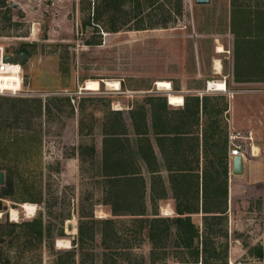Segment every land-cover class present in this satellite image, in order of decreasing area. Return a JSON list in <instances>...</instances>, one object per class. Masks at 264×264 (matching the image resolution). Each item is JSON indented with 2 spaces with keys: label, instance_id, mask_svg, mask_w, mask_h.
Segmentation results:
<instances>
[{
  "label": "rangeland",
  "instance_id": "rangeland-1",
  "mask_svg": "<svg viewBox=\"0 0 264 264\" xmlns=\"http://www.w3.org/2000/svg\"><path fill=\"white\" fill-rule=\"evenodd\" d=\"M0 1V47L6 56H18L21 47L28 53L19 64L20 91L15 95L6 90L0 94V172L5 181L9 167L14 185L12 198L5 201L7 215L1 213L0 218L16 222L41 214L44 225L51 229L42 246L32 252L20 255L12 246L8 254L13 264L163 263L151 250L143 228L145 222L130 215L111 214L106 204L107 180L99 174L105 113L135 108L143 104L146 95L173 93L189 97L194 91L206 90L208 81H226V90L234 92L227 120L241 133H253L259 148L257 161L264 163V89L235 86L229 76L232 0H210L203 5L191 0V6L182 0L181 15L173 6L176 0H169L170 4L168 0H158L156 12L160 16L145 19L144 30L134 29L136 22L129 13L130 5H126L117 22L128 20L127 24L115 33L100 28L101 23L99 28L93 23L88 25L93 20L92 4L96 0ZM234 3L241 7L235 9L238 17L246 8L253 16L251 21L264 18V0H233ZM157 20L161 24L150 27ZM217 46L223 47V52L217 53ZM216 60L219 73L214 69ZM87 80H99L100 89L84 90ZM108 80H117L121 89L108 90L102 83ZM158 80L168 81L171 91L159 90L155 86ZM64 97L70 99L71 108ZM217 98L220 107L223 98ZM21 99L36 102L25 105L18 102ZM39 102L41 115L35 110ZM122 113L130 125L128 112ZM222 119L220 115L217 127L224 126ZM206 125L207 120L201 117L198 128ZM79 145L94 146L97 154L91 157L88 149L80 158ZM250 175L231 176L235 187L231 198L227 197L228 235L216 241L228 247L231 239L238 240L246 250L258 244L264 250L263 183L255 185L249 181ZM39 192L42 204L28 202ZM24 203L36 207L31 218L25 216ZM12 209L17 211L14 221ZM163 213L158 216L169 217ZM146 216L153 217L150 213ZM107 219L112 221L111 234L107 228L102 243V221ZM192 220L196 225L201 223L199 215ZM80 223L84 228L82 240ZM174 237L171 234L168 238L164 260L183 264L178 255L172 258V252H177ZM58 239L68 240L70 247H56ZM70 252H74L73 258ZM253 259L243 256L239 262L248 264Z\"/></svg>",
  "mask_w": 264,
  "mask_h": 264
},
{
  "label": "trees",
  "instance_id": "trees-1",
  "mask_svg": "<svg viewBox=\"0 0 264 264\" xmlns=\"http://www.w3.org/2000/svg\"><path fill=\"white\" fill-rule=\"evenodd\" d=\"M158 2V0H96L93 1L92 4L93 20L92 22H89L88 25L93 23L95 28H99V24L101 23L102 27L100 28L112 33L118 32L123 26H126L127 23L125 22L128 20L119 24L117 18L120 16L121 10L122 13H124V7L130 5L131 11L129 13L132 14V17L136 22L134 29L144 30L146 29L143 24L145 19L150 21L151 18L160 16V13L156 12L159 4ZM232 2L230 32L236 34L234 29L237 27L239 30L248 33L254 28L252 25V23H255L254 18L251 21V17L253 16L248 9L246 10V8H243L244 11H242V14L235 18V9L240 10L239 8L241 7L235 3L232 4ZM166 3L170 4V1L168 0ZM0 4H3V1H0ZM173 6L176 13L181 15L183 11L182 0H176ZM153 12H155V14H153ZM259 13H261V11H259L257 15H259ZM262 19L264 20L263 16ZM164 21L167 22V19L165 18ZM153 24H150V27L159 26L161 23L157 20ZM19 53H24L28 56L27 50L24 47L20 48ZM64 98L67 105L70 107V99L68 97ZM18 102L22 104L25 103L26 105V103H35L36 101L31 99H21ZM218 105L219 103L214 97L203 96L200 100L198 97L189 96L184 99V108L178 111H170L165 96L146 95L143 104L137 105L129 111L132 134H130L125 124L122 111H107L104 115L99 174L106 178L108 184V203L106 204L111 206V214L113 216L130 215L138 217L143 223L145 222L143 228L145 229L146 236L151 243V250L152 252L155 251L154 255H157V259L160 257V254L158 253L167 247L168 237L171 234L172 229H174L173 233L176 236L175 246L187 249V252L183 253L185 256L181 257L182 261L180 263H199L198 244H200L199 238L201 237V251L203 256L201 264H227V243L215 246L214 240V238L216 239L217 237L227 239V231L225 229L227 219V167L224 164L223 168L221 165V171L209 169L207 171L208 167L203 170V182L205 183V186L202 198V222L204 231L201 236L199 235L198 228L192 223L191 217L183 215V212L192 211H194V214H198V196L192 199L194 202L190 205H186L185 207L177 205L176 210L178 214L184 217H176L173 219L151 217L149 219L145 213H118V210L121 209V205L124 201L129 198L130 195H133L128 188H130L129 181L132 180V176L140 175V167L135 163L137 159L145 164L146 170L149 173L154 170L155 156L152 146L153 137H156L161 152H163L164 157L166 156L165 159H168V154L166 155V152H164L165 150H168L167 144L163 143L162 139H159V136L173 135L174 131H176L175 133L177 134L185 133L187 130L189 131L188 126H190V123L192 124V122L193 125H199L200 108L202 109L203 115L208 117L210 125V130L207 129L208 132H203L204 146H209L213 156L221 158L224 156L227 135L224 139L225 135L222 132L217 131L216 128L212 129V127L215 126L216 121H213L210 116L212 113L217 114L220 108L224 110L227 106V104H224L219 108ZM35 110L37 111V114L41 115L42 108L40 102L36 105ZM44 110L47 113L51 112V109L47 106L44 107ZM22 112L24 111L22 110ZM131 135L132 138H130ZM172 144L175 146L173 139L171 140L169 148ZM88 149L90 150L88 153L91 157L97 154L94 146L87 147L86 145H79L77 151L80 158H83ZM179 156H184V152L182 151ZM176 160L181 161L183 158ZM194 160L195 158H193V161ZM177 168H179L178 170L184 169V167L181 166V163L177 164ZM186 168L190 169L189 165H187ZM196 168V166L191 167L192 170H196ZM210 168L216 169L215 167ZM217 177H219V191L222 189V186L220 185L222 182L224 186L222 198L220 196L219 198L216 197V194L222 195V193H217L215 191L216 181L214 180ZM12 178L11 171L8 167L6 180L4 181V184L0 186L1 216L4 215V212L5 215H7L5 201L10 200L13 196L14 185ZM206 186L210 189V194L208 196ZM213 193L214 197L212 196ZM28 202L42 204L41 192L37 193L35 197L29 199ZM221 203L223 206H221ZM1 220L2 218H0V264H13L12 258H10L8 254L12 246H15V252L20 255L32 252L42 246L44 238L49 236L51 232L50 227L44 225L41 214H38V216L32 219H22L16 222L8 221L7 217H5L4 220ZM111 222L110 219L102 221V224L104 225V229L101 233L102 243H105L107 228L111 234V230L109 229ZM78 232L80 234V240H82L84 228L81 223L78 226ZM73 253L74 252L69 253L72 258L74 257ZM248 255L264 261V250L260 246H255L253 249L249 248ZM156 257H153L152 263L156 261ZM162 262V264H168L165 261Z\"/></svg>",
  "mask_w": 264,
  "mask_h": 264
},
{
  "label": "crops",
  "instance_id": "crops-1",
  "mask_svg": "<svg viewBox=\"0 0 264 264\" xmlns=\"http://www.w3.org/2000/svg\"><path fill=\"white\" fill-rule=\"evenodd\" d=\"M234 17L237 18L238 14L234 13ZM260 19H261L260 22H255L254 24L252 23L254 28H252L248 33L239 30L237 27H235L234 29V32L236 34H232L230 32L233 38V45H232V69L230 70L231 73L229 76H231L232 82L235 84V86H251V87L254 86L255 89H264V22L262 16ZM219 82H222L225 88L227 89L228 86L226 84V81H219ZM205 91L206 90L202 88L201 90L194 91V95H190V96L198 97L200 100L203 98V96H209L211 98L214 96V98H216L217 101H218L217 97L223 98L220 100H223V105L227 104L226 108L223 110L219 107L220 108L219 112L217 114L212 113L210 116L213 121H216L217 124L218 122L217 120L219 116L222 115L223 118L222 122H224V126L220 128L217 127V125L215 124V126H213L212 129L216 128L217 131L222 132L225 135L224 136L225 139L228 132V126L231 124L227 120V113L229 111L228 109L231 99L230 97H227L226 93H218V92L212 93V91L210 92H205ZM170 94L171 93L165 94L168 109L170 111H176V110L178 111L184 108L185 97L182 96L183 98L182 106L173 108V106L170 105L168 101ZM211 94H215V95L211 96ZM132 109L124 110L120 108V109H115V111H122V112L125 111L128 112L127 114L129 115V111ZM201 117L202 118L205 117L208 123V125H206L204 128L203 127L198 128L199 125H193L192 122V124L190 123V126H188L189 131L187 130L185 133L177 134L175 133L176 131H174L173 135L159 136V139H162V142L167 144L168 150L167 151L163 150V151L166 152V155L168 154L169 156L168 159H165L166 156L164 157L163 152H161L160 150L161 148L158 146L156 137L155 136L153 137L152 146L155 156L154 170L153 172L149 173L146 170L145 164H143L139 159H137L135 163L138 164L140 167V175L132 176V180L129 181L130 188H128L133 195H130L129 198H127L125 201L123 200L124 203L121 205V209L118 210V213H122V214L150 213L151 215H153V217L163 218L158 215L159 213L164 212L165 214L167 213L166 216H169V217H164L165 219L166 218L173 219L176 217L189 216L191 217L192 223H194L192 220L193 216L199 215L201 220L200 225H196L195 223L194 224L198 228L199 235L201 236L203 235V231H204V226L202 222V215H203L202 198H203V189L205 186V183L203 182L204 180L203 170L205 168L208 167L207 171L208 169L221 171L223 168V164L226 165L227 197L231 198L233 187H235V185L230 182L232 180L231 176L235 177L241 175L242 173L244 176L248 173L252 174L250 175L249 181L253 182L255 185H257V183H263V191H264V163H260V161H257V157L259 156V154L255 158L242 159L241 173L234 174L232 170V159H230L228 156L227 143L225 147V154L222 158L213 156V153L211 152L209 146L208 147L204 146L203 132L205 131L208 132V130H210L209 129L210 125H209L208 117L203 115L202 109L200 108L199 123ZM126 126L130 134H132L131 121H130V125L126 124ZM130 138H132V135L130 136ZM172 139L175 143V146L174 144H172V146L169 148ZM182 151L184 152V156H179V154ZM182 158L183 160L181 161L176 160ZM193 158H195L194 161ZM178 163H181V166L184 167L183 170H178L179 169L177 168ZM187 165H189L190 169L186 168ZM193 166L197 167L196 170L191 169V167ZM210 167H215L216 169H212ZM249 169H251V171H249ZM253 173H255V175H253ZM218 179L219 177H217L214 180L216 181L215 191L217 193L219 192L222 193V195L216 194V197L219 198L220 196L222 198L224 186L222 182L220 184L222 186V189H220L219 191ZM151 186H152V193H151ZM206 188H207V196H208L210 194V189L208 188V186H206ZM196 196H198V212H197L198 214H194V211H192V212H183L184 216H180V214H178L176 210L177 205H180L181 207L190 205L192 204V202H194L192 201V199H194ZM212 196L214 197V193L212 194ZM227 197H226V216L228 212ZM221 206H223L222 203ZM165 207H167V209ZM108 208L109 211L111 212V206L109 204H108ZM173 231L174 229H172L171 234H174ZM171 234L168 237L169 240ZM216 239L214 238L215 246H218L220 243L216 241ZM174 240L176 241V236L174 237ZM201 240L202 239L200 237L199 238L200 244H198L199 246L198 264H201L203 260L202 251H201ZM168 244L166 246H168ZM256 246H260L263 249L262 245L258 244ZM175 248H177L176 249L177 252L175 253L172 252L175 255L172 258L176 259L178 255L180 258L179 259V263H180L182 261L181 257L185 256L183 255V253H186L187 249L180 246H175ZM164 251L165 248L161 250L160 253H158L160 254L158 260L161 261L164 260L165 258ZM243 256L254 258L252 262L248 264H264L263 260H258V258L248 255V250L243 248L240 241L231 239L229 242V246L227 247V257H226L227 264H241L239 262V258Z\"/></svg>",
  "mask_w": 264,
  "mask_h": 264
},
{
  "label": "bare ground",
  "instance_id": "bare-ground-1",
  "mask_svg": "<svg viewBox=\"0 0 264 264\" xmlns=\"http://www.w3.org/2000/svg\"><path fill=\"white\" fill-rule=\"evenodd\" d=\"M34 32V30H33ZM217 53L223 52V47L217 46L216 48ZM219 60L215 61V69L216 73L220 72V66H219ZM17 67H12L10 65H7L6 72L0 73V89L3 91H9V90H18L20 88V79L16 76ZM209 82V88L215 87L217 90L223 91L224 84L222 82L218 81H208ZM102 83L106 86L108 90L112 91H119L121 89L120 83L117 80H108V81H102ZM101 82L99 80H87L85 84L83 85V89L86 91H98L100 89ZM155 86L159 90L163 91H171L172 87L171 84L168 81H162L158 80L156 81ZM169 104L174 107H179L183 105V98L180 95H173L172 93L169 95L168 98ZM120 109V108H117ZM22 208L25 212L26 217L33 216L35 214V205L32 203H24L22 204ZM11 213V220L17 219V211L15 209H12ZM167 214V213H166ZM1 215V214H0ZM56 247L58 248H69L70 242L68 240H62L58 239L56 240Z\"/></svg>",
  "mask_w": 264,
  "mask_h": 264
},
{
  "label": "built area",
  "instance_id": "built-area-1",
  "mask_svg": "<svg viewBox=\"0 0 264 264\" xmlns=\"http://www.w3.org/2000/svg\"><path fill=\"white\" fill-rule=\"evenodd\" d=\"M184 3H188L191 6V0H183ZM6 53L2 47H0V73L6 72L7 65L12 67H17L16 76L20 79V88L18 90H9L12 92V95H15L16 92H19L21 89V78H20V63H8L5 61ZM209 82L206 83V91L205 92H218V93H226L228 97H232V91L226 90L225 86L223 91L215 89V87L209 88ZM2 89H0V94H2ZM227 148H228V156L230 159L234 157H241V159H246L249 157L255 158L258 155L259 148L254 144V136L252 132L241 133L234 129L231 125L228 126L227 132Z\"/></svg>",
  "mask_w": 264,
  "mask_h": 264
},
{
  "label": "water",
  "instance_id": "water-1",
  "mask_svg": "<svg viewBox=\"0 0 264 264\" xmlns=\"http://www.w3.org/2000/svg\"><path fill=\"white\" fill-rule=\"evenodd\" d=\"M195 4L197 5H203V4H208L210 0H194ZM27 57L26 54L20 53L18 56L13 57V56H7L5 57V61L8 63H13V62H18L21 63L23 60ZM83 90V89H82ZM241 168H242V159L241 157H234L232 158V170L234 174H240L241 173ZM4 184V173L0 172V186Z\"/></svg>",
  "mask_w": 264,
  "mask_h": 264
}]
</instances>
